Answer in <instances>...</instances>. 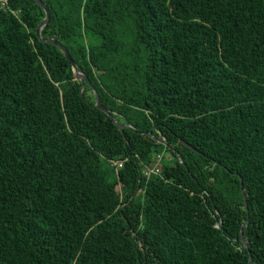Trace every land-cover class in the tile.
<instances>
[{
	"label": "trees",
	"instance_id": "16d2710c",
	"mask_svg": "<svg viewBox=\"0 0 264 264\" xmlns=\"http://www.w3.org/2000/svg\"><path fill=\"white\" fill-rule=\"evenodd\" d=\"M41 1L93 88L0 0V264H264V0Z\"/></svg>",
	"mask_w": 264,
	"mask_h": 264
},
{
	"label": "water",
	"instance_id": "95a60500",
	"mask_svg": "<svg viewBox=\"0 0 264 264\" xmlns=\"http://www.w3.org/2000/svg\"><path fill=\"white\" fill-rule=\"evenodd\" d=\"M37 2L45 9V11L47 13L46 19L40 24V26L37 29V34H38L39 38L41 39L42 42H48V43L54 44V45L58 46L59 48H61V50L64 52L65 56L73 64V69H74L75 76H76L77 80H79L82 84L88 83L90 86H92L89 78L78 69V66L76 65L74 59L72 58V56L70 55V53L68 52L66 47L59 40H57L55 38L49 39V40L42 38L41 31H42L43 27L47 24L48 20L50 19V10H49L48 6L43 1L37 0ZM92 88H93V86H92ZM95 93H96V105L98 106V108L103 110L104 112H106L110 117L114 118L112 116V114L110 113V111L106 107H104V105L101 103L99 94L96 92V90H95ZM120 128H124V126L120 125ZM188 146L190 147V145H188ZM247 246H248V244H247ZM250 263L253 264L252 257H250Z\"/></svg>",
	"mask_w": 264,
	"mask_h": 264
},
{
	"label": "built area",
	"instance_id": "2783aa9c",
	"mask_svg": "<svg viewBox=\"0 0 264 264\" xmlns=\"http://www.w3.org/2000/svg\"><path fill=\"white\" fill-rule=\"evenodd\" d=\"M158 157H159L160 159H162V155H159ZM113 165H114L116 168H121V167L123 166V162H114ZM153 171L158 172L159 169L156 167V168H154V170H151L150 173L153 172Z\"/></svg>",
	"mask_w": 264,
	"mask_h": 264
},
{
	"label": "rangeland",
	"instance_id": "374dc122",
	"mask_svg": "<svg viewBox=\"0 0 264 264\" xmlns=\"http://www.w3.org/2000/svg\"><path fill=\"white\" fill-rule=\"evenodd\" d=\"M161 155H163V157H165V161L169 160L170 154L168 152H166L165 150H162V154Z\"/></svg>",
	"mask_w": 264,
	"mask_h": 264
}]
</instances>
